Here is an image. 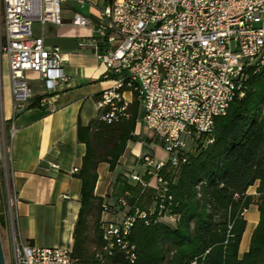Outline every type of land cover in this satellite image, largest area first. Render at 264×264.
Masks as SVG:
<instances>
[{"label": "built area", "instance_id": "built-area-1", "mask_svg": "<svg viewBox=\"0 0 264 264\" xmlns=\"http://www.w3.org/2000/svg\"><path fill=\"white\" fill-rule=\"evenodd\" d=\"M66 0H0V170L4 190L2 227L9 245L10 264H72L69 248H42L24 240L15 213L11 185L10 139L14 128L3 118L2 69L7 68L11 119L24 111L33 98L27 78L37 75L44 93L40 106L51 103L58 87L68 81L66 60L59 48H46L32 33L34 23L61 25V6ZM82 4L83 0H78ZM74 26L93 25L94 36L86 41L106 68L112 85L100 95L98 106L104 122L130 116L129 105L138 104L140 123L163 146L166 162L152 156L139 158L142 174L127 179L155 190L148 212L130 207L125 192L117 201L123 212L119 222L104 225V238L135 260L129 242L136 218L145 220L157 212L166 214L171 201L159 171L170 162L178 166L189 151L188 140L201 135L211 143L214 120L244 94L247 69L264 67V0H102L95 22L74 14ZM131 100L125 98V94ZM48 162L45 172L58 170ZM78 168H73L75 175ZM144 176L154 180L146 183ZM106 209V206H104ZM6 264V262H5Z\"/></svg>", "mask_w": 264, "mask_h": 264}, {"label": "trees", "instance_id": "trees-1", "mask_svg": "<svg viewBox=\"0 0 264 264\" xmlns=\"http://www.w3.org/2000/svg\"><path fill=\"white\" fill-rule=\"evenodd\" d=\"M246 73L244 94L214 120L211 143H205V135L194 137L184 162L178 166L167 162L159 171L171 197L166 214L176 221L164 222L165 212L148 214L147 224L136 218L128 235L134 246L133 262L118 246L109 247L104 238V225L110 222L104 216L112 215L117 203H105L94 190L98 166L106 163L112 172L132 140L138 104L131 102L127 119L107 123L99 115L86 126L78 124L77 140L85 145V154L75 174L81 186L72 230V264H264V67L249 68ZM121 179L117 176L116 183ZM143 179L147 183L150 177ZM1 181L0 174V226L4 211ZM255 184L256 196L248 195ZM125 192L130 195V207L149 211L154 189L126 180L120 197ZM251 205L257 207L258 222L248 250L239 257L244 213Z\"/></svg>", "mask_w": 264, "mask_h": 264}, {"label": "crops", "instance_id": "crops-1", "mask_svg": "<svg viewBox=\"0 0 264 264\" xmlns=\"http://www.w3.org/2000/svg\"><path fill=\"white\" fill-rule=\"evenodd\" d=\"M83 1L80 4L78 0H66L62 4L61 25H32L33 36L41 38L46 48H59L66 60L68 81L59 85L50 104L40 106L43 87L37 75L28 73L33 94L28 106H32L11 119L7 68L4 65L7 93L4 96L5 82L2 78L3 118L7 127L12 124L14 128L10 139V168L19 234L24 240L42 248L71 250L81 186L71 170L80 167L85 154V145L77 140V126H86L98 118L100 95L112 85L111 80L104 77L105 66L86 45V41L94 36L93 25L71 24L76 13L95 22L102 0ZM32 80L38 82L34 88L31 87ZM128 96L126 99L131 100V96ZM144 155L152 156L157 162L168 159L162 145L139 140L136 123L132 140L127 142L115 169L110 172L106 163L98 166L94 195L115 206L119 198L114 195L119 185L116 183L117 176L122 175L127 179L130 174L141 175L143 170L138 160ZM48 162L56 163L58 170L47 174L45 168ZM149 184L153 187L154 180H150ZM256 186H251L247 194L256 196ZM115 208V212L105 215L104 219L121 221L123 212ZM244 218L246 227L239 245V257L248 250L251 234L258 222L257 207L251 205Z\"/></svg>", "mask_w": 264, "mask_h": 264}, {"label": "rangeland", "instance_id": "rangeland-1", "mask_svg": "<svg viewBox=\"0 0 264 264\" xmlns=\"http://www.w3.org/2000/svg\"><path fill=\"white\" fill-rule=\"evenodd\" d=\"M3 81L5 82L4 80V76H5V70H4V65H3ZM38 84L37 81H34L32 80L31 82V87L34 88V85ZM7 93V86H6V82L4 84V96L6 95ZM125 98H129L128 94L126 93L125 95ZM138 137H139V140L140 141H150V142H153L159 146H161V143L159 142V140H157L150 132L146 131L144 129V127L138 123ZM191 144L192 142L190 140H188V149L191 147ZM1 172V170H0ZM1 174V173H0ZM118 176H121V181L119 182V185L116 186L115 190H114V195L116 197H120L121 195V188L123 186V182H126V179L125 177H123L122 175H118ZM1 177H2V174H1ZM2 182V186H3V181ZM4 192V190H3ZM148 204V200H146V203L145 205L147 206ZM150 209L152 208V205L149 207ZM164 222H168L166 219L164 220ZM0 239H1V245H2V250H3V255H4V259H5V262L6 264H10V258H9V245H8V242H7V239H6V235H5V232L3 230V227L0 226Z\"/></svg>", "mask_w": 264, "mask_h": 264}, {"label": "water", "instance_id": "water-1", "mask_svg": "<svg viewBox=\"0 0 264 264\" xmlns=\"http://www.w3.org/2000/svg\"><path fill=\"white\" fill-rule=\"evenodd\" d=\"M0 264H5V259L3 255L2 245H1V239H0Z\"/></svg>", "mask_w": 264, "mask_h": 264}]
</instances>
